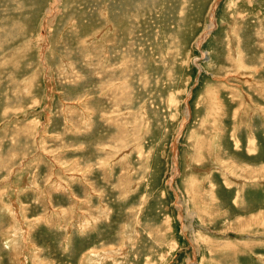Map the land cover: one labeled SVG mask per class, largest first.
I'll return each mask as SVG.
<instances>
[{"label":"rangeland","instance_id":"1","mask_svg":"<svg viewBox=\"0 0 264 264\" xmlns=\"http://www.w3.org/2000/svg\"><path fill=\"white\" fill-rule=\"evenodd\" d=\"M261 119L264 0H0V264H264Z\"/></svg>","mask_w":264,"mask_h":264},{"label":"crops","instance_id":"2","mask_svg":"<svg viewBox=\"0 0 264 264\" xmlns=\"http://www.w3.org/2000/svg\"><path fill=\"white\" fill-rule=\"evenodd\" d=\"M262 121H261V125L262 126H264V120L263 119H261ZM236 124H233V128H232V133H233V139H234V141L232 140V142H231V136H229V137H227L226 136V139H227V141L229 140V142L230 143H235V146H242L243 144H248V140H249V138L250 137H252L253 138V129L252 128H246L247 129V132L246 133H244L243 132V130H242V128H241V120L239 121L238 119L236 120ZM246 127H248V126H246ZM237 130H238V132H237ZM236 134H237V136H236ZM226 135H228V134H226ZM230 135V134H229ZM220 139V138H219ZM222 139H224V135H223V137H222ZM240 147H239V149L238 148H236V147H234L233 149L234 150H240ZM240 153H241V151H240ZM235 154V160H236V158L239 160H241L242 159V156H241V154H237V153H234ZM246 160H248L247 162H249V164H251L252 163V160L250 159V158H252L251 157V155H249L247 152H246ZM249 155V156H248ZM198 158V157H197ZM201 160H203V159H201ZM200 160V161H201ZM205 161H209V162H206L205 164H206V166H204V162ZM211 161L210 160H207V159H204L203 160V168H207L208 166H210L211 165V163H210ZM255 163V162H254ZM215 164L217 165V166H219V163L217 162L216 163V161H215ZM235 164V163H234ZM194 165L195 166H199V164H197V162L195 163L194 162ZM201 166V165H200ZM237 167V166H236ZM203 171H205V170H203ZM204 174H206V172H203V174L202 175H204ZM226 180H228V179H226ZM234 181V180H233ZM237 181H241L242 182V180H235L234 182H237ZM237 185H239L238 183H237ZM240 186V185H239ZM224 190V189H223ZM236 190V189H235ZM235 190L233 191L234 193H235ZM225 191H226V189H225ZM227 192V193H226ZM225 192V195H226V199H227V201L229 202V203H231L232 205H233V200L234 199H236V196H241L242 194H233V196H232V194H230V192H232V191H226ZM237 193H238V190H237ZM248 197V196H247ZM249 198L250 199H254V200H259V198L256 196V195H254V194H249ZM263 198H264V196L262 195L261 196V198L260 199H262L263 200ZM239 202V203H238ZM237 203V205H239L240 204V197L238 198V201L236 202ZM234 207H238V206H235L234 205Z\"/></svg>","mask_w":264,"mask_h":264}]
</instances>
